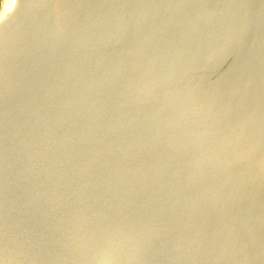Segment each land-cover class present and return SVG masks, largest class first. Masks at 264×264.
<instances>
[{"label": "water", "instance_id": "obj_1", "mask_svg": "<svg viewBox=\"0 0 264 264\" xmlns=\"http://www.w3.org/2000/svg\"><path fill=\"white\" fill-rule=\"evenodd\" d=\"M0 264H264V0H0Z\"/></svg>", "mask_w": 264, "mask_h": 264}]
</instances>
